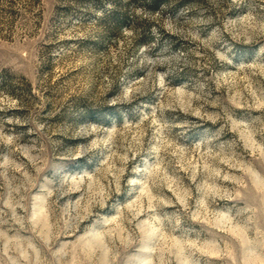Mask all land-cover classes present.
I'll return each mask as SVG.
<instances>
[{
	"label": "rangeland",
	"instance_id": "obj_1",
	"mask_svg": "<svg viewBox=\"0 0 264 264\" xmlns=\"http://www.w3.org/2000/svg\"><path fill=\"white\" fill-rule=\"evenodd\" d=\"M0 264H264V0H0Z\"/></svg>",
	"mask_w": 264,
	"mask_h": 264
}]
</instances>
